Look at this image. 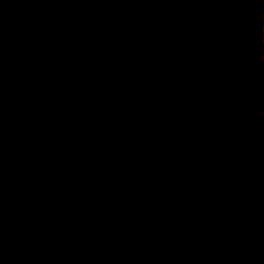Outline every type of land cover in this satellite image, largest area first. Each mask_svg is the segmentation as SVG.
<instances>
[{
	"label": "trees",
	"instance_id": "obj_1",
	"mask_svg": "<svg viewBox=\"0 0 264 264\" xmlns=\"http://www.w3.org/2000/svg\"><path fill=\"white\" fill-rule=\"evenodd\" d=\"M61 1L0 0V259L264 264V4Z\"/></svg>",
	"mask_w": 264,
	"mask_h": 264
},
{
	"label": "rangeland",
	"instance_id": "obj_2",
	"mask_svg": "<svg viewBox=\"0 0 264 264\" xmlns=\"http://www.w3.org/2000/svg\"><path fill=\"white\" fill-rule=\"evenodd\" d=\"M264 4V0H259ZM29 3L34 5L36 8L41 6H52L57 5L59 7V18H65L69 12L73 10V6L69 2H62L61 0H28ZM118 29L126 32H132L138 28L137 24L128 23L123 25H118ZM262 38H263V48H262V60L264 61V15L262 18ZM259 113L264 115V105L259 109Z\"/></svg>",
	"mask_w": 264,
	"mask_h": 264
},
{
	"label": "crops",
	"instance_id": "obj_3",
	"mask_svg": "<svg viewBox=\"0 0 264 264\" xmlns=\"http://www.w3.org/2000/svg\"><path fill=\"white\" fill-rule=\"evenodd\" d=\"M0 264H8V263L0 259Z\"/></svg>",
	"mask_w": 264,
	"mask_h": 264
}]
</instances>
